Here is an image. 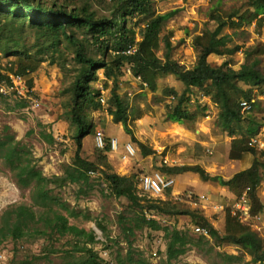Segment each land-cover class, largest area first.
I'll return each instance as SVG.
<instances>
[{"label": "trees", "instance_id": "16d2710c", "mask_svg": "<svg viewBox=\"0 0 264 264\" xmlns=\"http://www.w3.org/2000/svg\"><path fill=\"white\" fill-rule=\"evenodd\" d=\"M249 1L255 16L264 13V0ZM171 15V12L155 13L152 0H86L81 4H78L77 0H0V83L5 80L6 85H9L11 75L25 78L36 72L44 62L59 67L62 81L67 84L61 91L68 107L65 115L74 127L76 144L71 165L65 168L62 175L47 177L36 168L33 157L12 134L0 135V160L12 173L17 186L29 189L31 199L30 205H11L2 213L0 246L9 238L15 241L45 238L50 241V245L44 247L43 252L45 256H49L59 251L54 247L55 242L69 237L67 244H70L71 249L64 251L67 255L63 264H100L99 254L92 246L97 243L95 232L70 224L69 218L81 216L80 213L70 208L54 193L57 189L73 184L78 187L77 196L88 195L95 186L90 174L100 171L110 195L125 198L132 207L138 209L128 220V226L124 227L127 239L134 235L135 231L144 228L163 232L166 240V258L158 264H173V261L186 254L192 247L208 248L209 252H214L215 248L225 244L240 246L244 253L251 257L253 264H264L262 239L229 211L225 215L224 233H220L196 211L184 210L171 201L145 199L146 195L140 196L139 179H136V175L121 176L110 172V165L104 155L110 151L109 144L100 150L98 155L107 170L99 169L97 163L81 155L82 139L92 128L89 121L90 112L101 107L98 101L100 91L92 86L100 69L103 70L105 79L113 82L112 107L108 113L127 133L131 132L127 104L117 92L119 78L123 75L122 68L126 64L131 66L134 76L140 77L141 83H146V87L151 91L156 89V79L168 74L174 75L185 86L180 95L173 88L164 90L165 97L177 100L175 105L166 106L167 120L186 124L191 117L187 109L188 94L192 87H196L217 106L218 125L222 130H228L230 137L236 135L234 128L243 121L247 122L249 135L255 134L257 128L262 126L250 116L241 114L239 103L253 99L254 87L264 85V71L260 68L264 47H256L254 59L243 63L237 70L228 67L227 62L211 65L208 62L211 55H224L237 50V47L230 51L226 49L228 37L220 36L229 20L217 18L218 26L212 33L196 38L200 47L197 62L191 69H185L172 58L173 46L169 37L161 39L163 60L156 56L162 24ZM139 16L147 18L140 28V39L136 41L134 25L137 21L134 20ZM243 19V16L239 17V20ZM231 24L238 27L241 23L232 21ZM133 46H136L134 54L123 53ZM5 57L14 59L2 65L1 59ZM259 93H263L262 89ZM27 106L28 101L20 99L10 110L24 109ZM40 135L49 144L55 142L50 134ZM249 139L233 140L235 143H244L242 151H253L248 147ZM150 152L144 149L145 155ZM240 154V151L233 149L229 156L231 159H238ZM163 170L169 175L189 171L197 173L205 181H218L220 185L230 187L237 198L246 193L252 215L264 212V202L256 196V189L264 178V161L255 159L249 168L236 173L228 180L211 176L200 166H165ZM168 194L169 191L166 195ZM153 212L171 216H191L195 225L208 230L209 237L201 234L194 237L188 232L162 226L156 219L146 215ZM83 217L89 218L88 215ZM98 226L108 238L106 228L100 223ZM128 242L131 244L129 239ZM105 248L111 246L106 245ZM216 255L223 264L243 261V257L238 255L218 251ZM35 260L38 258L25 259L18 264H38ZM115 261L116 264H153L141 254L134 257L133 250H128L125 255L117 252Z\"/></svg>", "mask_w": 264, "mask_h": 264}, {"label": "rangeland", "instance_id": "374dc122", "mask_svg": "<svg viewBox=\"0 0 264 264\" xmlns=\"http://www.w3.org/2000/svg\"><path fill=\"white\" fill-rule=\"evenodd\" d=\"M83 1L86 0H77L78 4ZM152 1L155 13H172L161 28L159 46L156 50V56L161 60H163L161 39L169 37L173 46L172 58L185 69H191L196 64L200 51L196 38L212 33L218 26L217 18L229 20L220 36L228 37L226 49L230 51L237 47V50L224 55H211L208 58L211 65L227 62L228 67L237 70L243 63H249L254 59L256 47L260 45L264 47V13L255 16L249 0ZM230 15L232 18H229ZM240 16L244 17L243 21L239 20ZM146 18L139 16L134 20L137 21L134 25L136 41L140 39L139 31ZM232 21L235 23L239 21L241 24L233 27ZM12 59L14 58H2L1 64L6 65ZM130 67L128 64L123 66V75L119 78L117 92L127 104L131 132L127 133L122 125L115 123L109 115L108 110L112 107L113 82L105 79L103 70H98L97 80L92 86L100 91L98 97H102L103 102L98 99L100 109L90 112L89 121L92 128L82 139L83 158L97 163L99 169L107 170L98 156L99 151L104 148L97 147L95 142L96 132L101 131L105 137V147L113 138L118 143L116 151L110 150L104 154L110 165V172L121 176L136 175V179L143 175H151L155 171L165 173L163 170L165 166L171 168L200 166L211 176H220L228 180L236 173L249 168L255 159L264 161L262 149L251 148L253 151H242L244 143H235L233 140L256 137L264 143V85L254 87V108L243 114L250 116L262 126L257 128L255 134L249 135L247 122L243 121L235 126L236 135L230 137L229 131L222 130L218 125L217 106L196 87H192L188 94L187 109L191 117L186 124L181 125L167 120L166 106L175 105L177 100L165 97L164 90L173 88L180 95L185 86L174 75L168 74L158 77L155 81L156 89L151 91L134 76ZM127 68H130V72ZM260 68L264 71V56L261 58ZM1 72L5 74L4 70ZM66 85L62 81L59 67L49 65L48 62L42 63L36 72L26 76L22 82L15 80L12 87H8L5 80L0 83V95L3 96H0V135L12 134L33 157L36 168L47 177L62 175L65 168L71 165L76 149L74 127L65 115L68 107L66 98L61 93ZM260 89L263 93H259ZM20 99H26L28 106L24 109L10 110ZM41 133L52 135L55 142L49 144ZM127 143L135 149V155L132 157L125 151L124 146ZM144 149L150 150V154L145 155ZM233 149L241 152L240 158H230ZM90 175L95 186L88 195L77 196L78 187L73 184L57 189L54 193H57L70 208L80 213L81 216L69 218L70 224L95 232L97 243L92 246L99 254V263L116 264V253L125 255L128 250L134 251V257L141 254L153 264L164 261L166 240L163 232L147 228L135 231L134 235L128 238L131 241L129 244L124 235V227L128 226V220L138 209L132 207L127 199L110 195L100 171H94ZM170 175L173 176L175 184L169 190V194L164 196V199L149 198L171 201L184 210L196 211L220 233H224L226 212L234 210L235 203L240 200L230 187L222 186L214 180L205 181L194 172ZM201 196L204 199L199 202ZM256 196L264 202V178L256 189ZM147 198L148 196L145 199ZM15 204H31L29 189L19 188L10 170L0 160V217L5 209ZM217 206L224 209L221 210ZM83 215H88L89 218L85 219ZM146 215L156 219L162 226L188 232L194 237L199 235L194 232V227L199 225H195L191 216H171L160 212ZM259 217V220L243 219L241 223L258 234L264 244V212ZM98 223L106 228L108 238ZM68 239L70 238L63 237L59 242L53 243L59 251L45 256L43 248L50 245L47 239L26 238L15 241L9 238L0 246V264H18L34 257L38 258L35 260L38 264H63L67 255L64 251L71 249L70 244H67ZM106 245L111 248H105ZM216 251L243 257L241 263L234 264H253L251 257L245 254L240 246L232 244L215 248L214 252H209L208 248L192 247L186 254L173 261V264H223Z\"/></svg>", "mask_w": 264, "mask_h": 264}, {"label": "built area", "instance_id": "2783aa9c", "mask_svg": "<svg viewBox=\"0 0 264 264\" xmlns=\"http://www.w3.org/2000/svg\"><path fill=\"white\" fill-rule=\"evenodd\" d=\"M135 52H136V47L133 46V47L126 49L123 53L126 55H132ZM127 71L130 72V68H127ZM11 76H10L11 83H10V85H7L8 87H12L15 80L22 82L24 79L21 76H13L14 78ZM137 78L140 80V77H137ZM143 84L146 85L145 83H143ZM98 99L101 102H103L102 97H98ZM254 103H255L254 98L251 99L250 101L242 100L239 103L241 114H245V113L252 111V109L254 108ZM104 139H105V137H104L103 132L97 131L95 134L96 146L99 148H104L105 147ZM108 143L110 145V150L116 151L118 149V143H117L116 139H114V138L110 139ZM248 145L250 148L262 149L263 150L262 153L264 156V143L260 142L256 137L250 138ZM124 147H125V151L129 157H132L135 155V149L130 143H127ZM124 156L126 157V155H124ZM174 184H175V181H174L173 176H171L169 174L161 173L159 171H155L151 175H143L139 178L138 189L140 190V194L146 195V196H148V198L153 197V198H163L164 199L165 198L164 196H166L167 191L172 189ZM203 199H204V197L201 196L199 199V202H202L201 200H203ZM217 208H220L221 210L224 209L222 206H217ZM234 208L235 209L234 210L232 209L230 211V213L233 216H237L238 219L240 220V222L243 219L259 220V218H260L259 215H252L251 214L246 193L242 194V196L240 197V200L235 203ZM194 232L197 234H201V235L209 237L208 230L202 226H195Z\"/></svg>", "mask_w": 264, "mask_h": 264}]
</instances>
